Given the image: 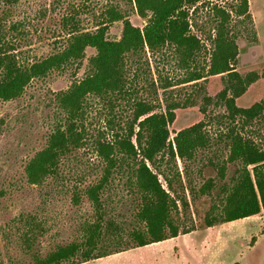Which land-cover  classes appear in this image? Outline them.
<instances>
[{
	"label": "rangeland",
	"instance_id": "rangeland-1",
	"mask_svg": "<svg viewBox=\"0 0 264 264\" xmlns=\"http://www.w3.org/2000/svg\"><path fill=\"white\" fill-rule=\"evenodd\" d=\"M110 5L125 12L133 25L144 26L134 7L123 0H0V28L6 39L14 43L21 61L33 63L63 49L65 18L73 16L81 30L95 31L102 11ZM215 5L231 16L229 33L239 50L235 71L242 78L250 73L259 76L237 99V105L249 108L264 104V0H248L250 16L236 14L240 0L206 2L196 12L192 9L191 31L202 43V51L194 61L183 63L172 47L128 55L131 96L113 103L88 97L86 112L78 123L83 145L66 154L58 174L40 185L28 182L26 165L47 146L54 129L67 124V114L56 100L57 93L87 75L89 58L95 51L87 49L80 63L34 79L18 99L0 100V264H36L37 257L45 258L58 247L83 242L88 227L97 222L104 226L100 251L111 253L132 247L126 244L129 234L143 226L136 217L141 198L131 177L134 162L121 160V168L112 175L101 196V221L86 190L100 181L106 166L95 143L116 140L130 121L132 101L137 100L153 103L156 112L172 108L176 119L169 127L171 142L180 130L204 123L209 146L198 150L191 161L183 163L178 159L180 178H173L174 171L166 160L157 171L153 169L163 173L159 179L166 190L168 176L176 193L187 199L188 210L183 213L179 204L180 212L174 217L181 229L191 231L78 264H264V211L211 228L204 222L212 199L219 194V168L227 163L231 129L264 149V111L246 126L241 118L232 121L223 96L229 85L228 76L208 73L216 26L221 20ZM122 31L123 22H115L109 27L108 38L118 41ZM193 72L203 78L186 83ZM236 168L227 164L225 182ZM210 179L217 186L211 196L202 195L200 189Z\"/></svg>",
	"mask_w": 264,
	"mask_h": 264
},
{
	"label": "trees",
	"instance_id": "trees-1",
	"mask_svg": "<svg viewBox=\"0 0 264 264\" xmlns=\"http://www.w3.org/2000/svg\"><path fill=\"white\" fill-rule=\"evenodd\" d=\"M123 1L132 5L144 21L142 28L133 25L126 13L116 5H110L102 11L95 31L81 30L76 19L70 16L63 20L67 32L63 49L33 63L21 61L14 43L6 39L0 28V100L6 102L21 97L34 79L44 78L53 71L80 63L87 49L95 51L89 58L87 75L73 83L68 90L57 93L56 100L67 114V124L54 129L47 146L26 165V176L30 184L40 185L47 178L57 175L62 158L83 145L84 136L78 130V123L86 112L88 97L107 99L113 103L119 98L131 96L127 76L128 55H137L146 52V49L154 53L172 47L183 63L194 61L202 51V43L191 31V10L196 12L199 5L221 0ZM214 8L221 20L216 26L208 73L211 76H228L229 85L223 92L228 116L232 121L243 119L246 126L263 113L264 104L257 103L243 108L237 105V99L246 93L259 76L250 73L242 78L235 71L234 64L239 50L236 40L229 33L231 16L216 5ZM235 12L238 16H250L248 0H240ZM115 22H123L122 36L118 41L108 38L109 27ZM13 29L18 30L16 25H13ZM261 76L264 78V71ZM201 78L203 75L193 72L185 82ZM132 102L130 121L126 123L123 132L116 135V140L113 143L106 140L95 143L106 166L100 181L86 190L87 196L100 213L101 221V196L112 175L121 168V160L134 162L131 177L141 198L136 217L143 226L129 234L126 244L132 247L111 253L100 251L104 226L97 222L88 227V236L83 242L58 247L45 258L37 257L36 264H78L79 261L87 262L160 243L191 231L181 229L174 217V213L180 212L179 204L183 213L188 210L187 199L176 193L172 179L168 176H165L168 186L166 190L159 179L163 173L156 171L166 160L174 171L173 178H180L178 159L183 163L191 161L195 159L198 150L209 146L210 138L204 131V123L180 130L171 142L169 127L176 119L172 108L156 112V106L149 101ZM228 140L227 163L219 168V194L212 199V205L204 217L208 228L253 217L264 211V149L234 129H231ZM227 164L236 165L237 168L232 178L225 182ZM216 186V182L210 179L201 187L200 192L211 196Z\"/></svg>",
	"mask_w": 264,
	"mask_h": 264
}]
</instances>
